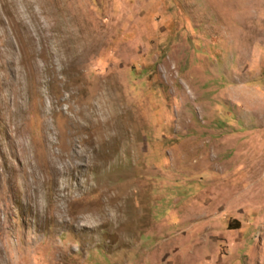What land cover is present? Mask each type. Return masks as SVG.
<instances>
[{"label": "rangeland", "instance_id": "obj_1", "mask_svg": "<svg viewBox=\"0 0 264 264\" xmlns=\"http://www.w3.org/2000/svg\"><path fill=\"white\" fill-rule=\"evenodd\" d=\"M0 264H264V0H0Z\"/></svg>", "mask_w": 264, "mask_h": 264}]
</instances>
